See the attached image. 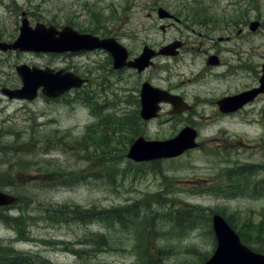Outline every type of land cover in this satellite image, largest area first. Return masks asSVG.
<instances>
[{
	"label": "rangeland",
	"instance_id": "obj_1",
	"mask_svg": "<svg viewBox=\"0 0 264 264\" xmlns=\"http://www.w3.org/2000/svg\"><path fill=\"white\" fill-rule=\"evenodd\" d=\"M214 1L219 6L225 4L223 0ZM150 2L152 0H0V38L12 41L18 37L22 11L32 12L43 24L70 22L84 29L100 25L120 33L119 22L115 24L107 19L110 16L122 19L126 7L131 30L144 21L143 16L146 18L147 14L143 7ZM160 4L171 6L167 0H161ZM199 5H209V1L201 0ZM258 5L264 11V0H259ZM35 25L36 22L31 24ZM92 57L64 61L65 68H77L90 75L89 85L79 91L85 92L89 100L74 90L60 99H49L39 92L33 102L0 100V176L9 180L8 171L11 172L15 189L9 191L19 197L18 203L6 212L13 215L11 220H0L1 251L24 254L36 264L43 261L45 264H148L154 263L152 257L157 264H199L216 248L211 225L215 211L223 212L229 221L232 217L237 230L245 236L250 234L251 244L264 251V139L261 135H264V125L235 127L227 122L211 125L215 129H208L198 138L200 149L149 163L151 165H130L126 152L122 151L128 150L129 141L137 138L129 135L127 122H121V127L115 125L123 115L130 113L123 102L124 85L120 76L101 73L95 68ZM98 59L99 66L105 64L101 61L103 57ZM56 60H42L40 64L61 67L62 60ZM16 64L37 63L30 56L1 53L0 85H21ZM101 74L110 83L106 95L96 90ZM91 90L97 92L98 100L93 98ZM100 106L103 112L93 113L94 108ZM98 116L101 120L110 116L115 128L102 126L104 133L97 132L95 124L101 122ZM173 127L154 122L144 137L153 141L168 140L174 134ZM88 129L95 133V142L91 140V133L87 137ZM222 131L224 135L219 134ZM107 139L109 146L104 144ZM85 142L91 144L88 150L79 148L80 143ZM96 145L112 150L109 153L112 156L91 162L89 168L84 157L97 153ZM74 146L78 148L73 149ZM240 168L242 170L238 171ZM124 169L127 170L125 175L122 174ZM230 170L234 172L229 173ZM235 172L238 177L228 178L227 175L233 176ZM242 186L247 187L244 196L231 195L233 189ZM139 202L146 203L152 220L158 223L156 243L161 249H157L154 256H149L145 248L149 232H143V227L138 230L107 227L94 217L80 220L73 216L78 208L101 210ZM192 207L212 212L196 215L198 220L184 228L183 223L189 224L185 223L184 211H191ZM21 218L26 222L7 225ZM21 226L23 236L16 231ZM99 237L108 240L107 244L102 246ZM153 244L152 241L151 246Z\"/></svg>",
	"mask_w": 264,
	"mask_h": 264
},
{
	"label": "flooded vegetation",
	"instance_id": "obj_2",
	"mask_svg": "<svg viewBox=\"0 0 264 264\" xmlns=\"http://www.w3.org/2000/svg\"><path fill=\"white\" fill-rule=\"evenodd\" d=\"M160 1L152 0L144 5L146 18L143 16L144 21L131 30L126 7L122 19L111 16L107 19L108 22L115 21V24L119 22L120 33L100 25H94L87 31L76 28L80 33H90L100 40H115L124 46L127 60L122 68H115L110 50L98 46L92 50L58 55L17 51L12 53L36 60L37 64H30L31 67H50L57 71H69L64 66L66 58L93 56L90 60L96 63L95 68L101 73L120 76L126 94L124 106L139 110V113L144 85L147 99L151 95L156 99L154 89L178 96V101L182 104L180 107L184 106L186 109L184 112L176 114L171 103L162 102L158 118L148 122L140 121L141 127H136L134 122H127L128 132L132 134V124L138 132L135 134L145 136L147 128L154 122H158L159 126H174V134L170 139L189 127L200 138L208 129H215L211 125L218 126L225 122L236 125L235 127L264 125V11L263 8L259 9L262 7L258 5L259 0H223L225 4L222 6L216 5L214 0H208L209 5L202 6L198 4L201 0H167L171 6L161 5ZM22 15L29 20L30 25L35 22L36 25L40 24L32 12L22 11ZM67 26L69 25H60L59 28ZM143 55L150 56L146 60L149 64L139 69L132 66ZM51 57L54 61L62 60L61 67L51 66L50 63L40 64L42 60L49 62ZM98 57L104 58L101 60L105 62L104 65H98ZM75 71L89 81V74L77 68ZM103 76L100 75L96 90L99 88L106 95L110 83ZM91 81L93 82L92 79ZM7 86L0 85L2 88ZM17 87L9 86L13 89ZM94 91L93 94H96ZM2 98L8 99L1 95L0 89L1 101ZM129 115L130 113L126 114V117ZM223 128L225 129L224 126ZM219 134L224 135L225 131ZM261 135L264 139V135ZM8 173L9 180L0 176V192L16 196L12 190L9 191L15 187L12 186V174L10 171ZM16 197L19 201V197ZM14 206H0V220L2 216L12 215L6 212Z\"/></svg>",
	"mask_w": 264,
	"mask_h": 264
},
{
	"label": "water",
	"instance_id": "obj_3",
	"mask_svg": "<svg viewBox=\"0 0 264 264\" xmlns=\"http://www.w3.org/2000/svg\"><path fill=\"white\" fill-rule=\"evenodd\" d=\"M69 33L70 32H64V34H62L54 28L45 29L43 26H37L35 30H31L24 24L21 28L19 40L16 41L13 49L39 52H64L69 50L77 51L83 46H86V48L95 46L94 44L96 41L91 38H87V41H83L77 34L73 36ZM58 35H60L59 38H57ZM27 38L30 39V41H27ZM102 45L104 46V44ZM114 53L117 62L116 67L120 68L122 67V63L117 61L119 60L118 55H116V52ZM19 73L23 78L24 86L14 91L4 90V93L10 98L32 99L35 97L37 89L42 86L45 88L44 91L45 93L47 92L46 94H48V96L57 97L72 88L81 87L83 83L79 77L71 73L65 75L61 73L50 75L51 72L49 74L36 72V70L31 71V69H27L26 67L19 69ZM28 90L29 92L27 93ZM159 94L161 93L158 92L157 102H154L153 99L151 100L154 104L150 103L148 100L146 101L147 98L143 95L144 108L142 110V116L144 119L149 120L157 116L158 102L172 101L168 99L167 96ZM172 102L174 103V101ZM195 139L196 134L191 130H184L178 137L171 141L146 142L141 138L131 146L127 157L136 162L176 157L186 150L196 148L198 145ZM16 200L15 197L0 192V205L11 204ZM214 229L219 245L215 255L206 264H264V256L244 246L239 236L219 216L214 217Z\"/></svg>",
	"mask_w": 264,
	"mask_h": 264
},
{
	"label": "trees",
	"instance_id": "obj_4",
	"mask_svg": "<svg viewBox=\"0 0 264 264\" xmlns=\"http://www.w3.org/2000/svg\"><path fill=\"white\" fill-rule=\"evenodd\" d=\"M119 121L120 122L115 123V125L117 127H121L122 120L119 119ZM102 126H112L113 128H115V126L111 120H106L104 122L99 123L97 126H95V130H97V132H100V131L103 132V130L101 129ZM132 127H133V124H132ZM97 128H99V129H97ZM88 130L89 131H88L87 137L91 136V134H92L91 140L95 142V139H94L95 133H92L91 129H88ZM119 130L122 131V128H120ZM113 131H115V130L113 129ZM128 133L132 134L130 132H128ZM130 136H132V135H130ZM133 137H134V134H133ZM109 139H107V141L104 142L105 146H109V145H107L110 142ZM132 142H133V140L129 141L130 144ZM80 146L81 147H79V148H83L84 150H88L91 147V144L85 142V143H80ZM105 146L104 145H96L95 148L97 150V153H90V156L84 157L89 162V168L91 166L90 165L91 162H94L95 160L99 161L103 157L108 158V157L112 156L109 154L112 150L107 149ZM76 148H78V146H74V149H76ZM110 148H112V146H110ZM123 152H124V154H125V152L127 153V149L122 151V153ZM88 154H89V152H88ZM129 164L135 165L136 167L139 166V165L133 164L131 162ZM141 168H144V167L141 166ZM241 170H242L241 168L238 169V171H241ZM126 172H127V170L124 169L122 171V174L125 175ZM232 172H234V171L233 170L229 171V173H232ZM227 176L230 179L238 177L236 175V172L233 176H230V175H227ZM62 181H63V179H62ZM231 181H233V180H231ZM205 210H207V209L194 208L193 210L191 209V211L186 210L184 212L185 219H186L185 222L189 223V224L194 223L195 221H193V220L189 221V217L191 216V213L195 212L199 216H203V215L205 216V215H207V213H205ZM207 211L212 212L211 210H207ZM212 213H214V212H212ZM216 213H221V215H224L223 212L218 211ZM73 216L80 219V220H83L85 218H93L94 217L98 221L103 222V224L106 225L107 227L118 226L119 228H122V227L127 228V229L134 228L135 230L141 229V227H143V229H144L143 232H146V231L149 232L148 237H147L148 247H145L148 251V255L153 256V254L156 251V249H153L154 247L151 246V243L153 241L154 232H156V231H154L156 228V222L152 221L153 218L149 214V209L147 208L146 203H143V205L140 208H137V205H132V206L123 205L120 207L114 206V207H111L108 209H101V210L97 209L96 207L90 208L89 210H83L81 208H78V210L76 211V214H73ZM230 218L232 220L231 224H233L235 229H236V225L233 223L232 217H230ZM17 222H18L17 224H19V221H17ZM20 224H21V222H20ZM138 232H141V231H138ZM240 235H241V232H240ZM250 237H252V236L250 235ZM250 237H247L244 235L242 236L243 241L245 243H248V244H251ZM260 240H261V236H260V234H258V241H260ZM98 241L102 244V246H103V243L107 244V242H108V240L105 241V239L101 238V237H99ZM153 246H156V243ZM139 249H142V248H139ZM157 249H160V248H157ZM255 250L264 253V251L259 249V248H255ZM98 251H100V250H98ZM151 260L154 261V263L148 262V264H157L156 259L154 257H152ZM0 264H35V261L31 258H25V257L18 255V254L14 255V254H11L10 252H7V251L5 253V252L1 251V247H0ZM43 264H45L44 261H43ZM49 264H51V263H49Z\"/></svg>",
	"mask_w": 264,
	"mask_h": 264
},
{
	"label": "bare ground",
	"instance_id": "obj_5",
	"mask_svg": "<svg viewBox=\"0 0 264 264\" xmlns=\"http://www.w3.org/2000/svg\"><path fill=\"white\" fill-rule=\"evenodd\" d=\"M16 231H17V234H20V236H23L22 235V226L21 227H18L16 229ZM23 233H24V235H26V227L23 229Z\"/></svg>",
	"mask_w": 264,
	"mask_h": 264
}]
</instances>
